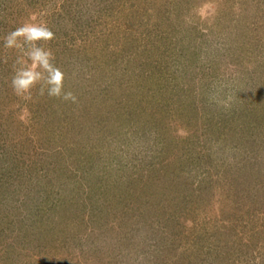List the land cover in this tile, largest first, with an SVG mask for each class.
Returning <instances> with one entry per match:
<instances>
[{
    "label": "rangeland",
    "instance_id": "374dc122",
    "mask_svg": "<svg viewBox=\"0 0 264 264\" xmlns=\"http://www.w3.org/2000/svg\"><path fill=\"white\" fill-rule=\"evenodd\" d=\"M0 264H264V0H0Z\"/></svg>",
    "mask_w": 264,
    "mask_h": 264
},
{
    "label": "clouds",
    "instance_id": "9594fccd",
    "mask_svg": "<svg viewBox=\"0 0 264 264\" xmlns=\"http://www.w3.org/2000/svg\"><path fill=\"white\" fill-rule=\"evenodd\" d=\"M53 38L54 33L46 23H37L32 18L4 36L5 49H15L17 52L11 79V87L16 95L30 97L32 89L39 85L40 95L46 91L50 97L76 101L72 91L64 90L66 74L54 63L53 51L38 43Z\"/></svg>",
    "mask_w": 264,
    "mask_h": 264
}]
</instances>
